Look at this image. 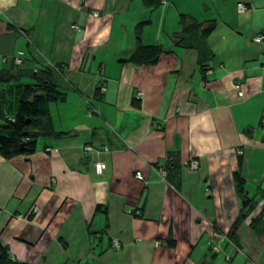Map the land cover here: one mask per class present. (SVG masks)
Returning a JSON list of instances; mask_svg holds the SVG:
<instances>
[{"label": "crops", "instance_id": "crops-1", "mask_svg": "<svg viewBox=\"0 0 264 264\" xmlns=\"http://www.w3.org/2000/svg\"><path fill=\"white\" fill-rule=\"evenodd\" d=\"M182 16L214 29L184 37ZM146 21L142 43L166 52L155 65H136L135 29ZM260 34L264 0H163L155 8L145 0H0V73L55 70L66 97L50 106L63 135L40 138L32 155H0V240L11 257L264 264ZM16 112L13 101L11 112L0 109V126ZM192 160L197 170L186 166ZM97 162L106 164L102 174ZM242 213L234 243L228 234Z\"/></svg>", "mask_w": 264, "mask_h": 264}, {"label": "trees", "instance_id": "trees-1", "mask_svg": "<svg viewBox=\"0 0 264 264\" xmlns=\"http://www.w3.org/2000/svg\"><path fill=\"white\" fill-rule=\"evenodd\" d=\"M163 0H145L146 6L155 8L161 5ZM187 16L181 17L183 34L209 35L215 24L208 22L204 24L192 22L188 24ZM149 21L141 22L136 26L135 49L129 59L136 65H155L166 52L160 46H145L142 43V33ZM32 79L34 83H21L23 79ZM16 94L18 108L14 121L7 120L0 126V155L5 159H12L22 155H32L36 152L38 140L42 137H60L53 128L50 106L66 100L65 94L60 92L54 85V74L50 69L37 68L30 72L23 70H4L0 73V104L4 102L7 94ZM241 161V160H240ZM241 164V162H240ZM235 181L240 196L243 198L244 207L252 204L251 199L246 196L245 182L241 177L240 169L235 173ZM242 215L234 223L228 234V239L237 242V231L243 221ZM257 219L253 223L256 224ZM254 226V225H253ZM0 264H26L15 261L6 246L0 240Z\"/></svg>", "mask_w": 264, "mask_h": 264}, {"label": "built area", "instance_id": "built-area-1", "mask_svg": "<svg viewBox=\"0 0 264 264\" xmlns=\"http://www.w3.org/2000/svg\"><path fill=\"white\" fill-rule=\"evenodd\" d=\"M238 8H239V11L240 12H246L247 11V7L244 5V4H239L238 5ZM92 17H97V14H92ZM75 29H79L78 26H74ZM255 41L256 42H264V35L263 34H260L258 35L256 38H255ZM24 54L23 53H19L16 60H15V63L17 65H21L23 63V57ZM103 91H105V89H102ZM240 95H243L242 93H240ZM139 97L142 96L141 93L138 94ZM87 150H92V148L88 147ZM186 166L191 169V170H197L198 167H199V163L195 160H192L190 162H188L186 164ZM106 169V164L105 163H102V162H97L95 163V170L98 174H102L104 172V170ZM162 177L166 178L167 176V171L163 168H161V171H160ZM136 178L140 181H144V176H143V173L142 172H137L136 173ZM33 212H38V208H34L33 209ZM115 246L118 248L119 245L118 243H115ZM230 260V257H227V261Z\"/></svg>", "mask_w": 264, "mask_h": 264}, {"label": "rangeland", "instance_id": "rangeland-1", "mask_svg": "<svg viewBox=\"0 0 264 264\" xmlns=\"http://www.w3.org/2000/svg\"><path fill=\"white\" fill-rule=\"evenodd\" d=\"M50 71H52L53 74H54L55 70L53 71L51 69ZM12 101L15 102L16 109H17L18 108L17 95L16 94L13 95V94H9V93L6 95V97L4 99V102H2L0 104V109L11 112V103H12Z\"/></svg>", "mask_w": 264, "mask_h": 264}]
</instances>
